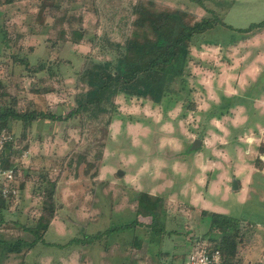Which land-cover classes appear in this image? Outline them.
<instances>
[{
    "label": "rangeland",
    "instance_id": "374dc122",
    "mask_svg": "<svg viewBox=\"0 0 264 264\" xmlns=\"http://www.w3.org/2000/svg\"><path fill=\"white\" fill-rule=\"evenodd\" d=\"M4 1L0 0V110L6 105L57 118L38 117L25 137L21 121L10 124L20 182L27 181L30 196L37 199L31 204L33 198L21 191L19 200L0 214V242L33 239L22 229L36 226L45 195L54 189L57 203L86 215L82 226L73 228L75 235L88 239L108 228L98 244L126 247L142 236V226L114 229L138 221L142 193L160 199L154 217L148 216L149 231L156 228L154 236L162 240L165 228L179 230L167 245L183 241L197 222L192 229L195 242L205 237V242L216 243L222 232L210 230L214 211L198 210L190 203L204 205L202 194L210 189L213 203L229 205L234 201L236 162L259 167L257 159L264 153V28L244 33L218 25L194 36L187 84L170 83L161 103L119 94L102 105L88 104L74 117L70 112L89 90L84 70L95 61L116 62L122 57L138 0ZM154 1L197 18L213 10L235 29L264 20V0ZM79 32L83 37L76 43ZM253 137L259 146L240 145ZM197 139L201 142L194 148ZM25 149L32 151L27 158ZM248 158L254 162L249 164ZM115 206L124 207L117 208L120 214ZM97 217L101 219L90 222ZM45 238L63 241L52 231ZM38 249L50 250L47 243H39ZM0 251L7 255L5 249ZM237 260L234 264H242ZM11 262L22 264L19 256Z\"/></svg>",
    "mask_w": 264,
    "mask_h": 264
},
{
    "label": "trees",
    "instance_id": "16d2710c",
    "mask_svg": "<svg viewBox=\"0 0 264 264\" xmlns=\"http://www.w3.org/2000/svg\"><path fill=\"white\" fill-rule=\"evenodd\" d=\"M15 0H5L3 3L11 4ZM210 16L197 18L195 14L181 9L161 8L154 0H138L133 7L135 18L132 22V31L124 46V53L116 62L109 60L95 61L83 72L88 81L89 90L84 98L77 100V107L70 112L76 116L82 114L88 104L102 105L105 99L125 94L130 97L147 99L154 103H161L167 95L169 84L177 81H185L186 63L190 58L189 43L196 35L222 25L237 30L238 32H252L263 29L264 20L252 23L247 28L235 29L226 24L213 10ZM78 43L83 37L77 33ZM26 63H28L25 60ZM44 67L39 66V70ZM38 70V69H37ZM183 86L182 89H185ZM191 103L189 104V106ZM193 110L196 105H191ZM38 117L42 119H55L54 114L36 111L17 110L12 106H2L0 110V129H6L11 133V122L21 121L24 127V135ZM14 138L7 141L6 150L3 153L4 167L15 165ZM257 165L261 168L262 161L257 159ZM18 170V167H16ZM22 189V187L20 186ZM158 197L148 193H142L139 197V213H152L158 207ZM11 204L5 199H0V214L4 213ZM58 205L56 203L55 190L45 195L40 217L35 227L23 228L33 234L31 241L17 239L14 242H0V249L7 253H23L34 247L39 242H44V236L52 220L56 216ZM127 224L126 226H129ZM211 231L220 230L222 235L212 246H219L227 264L238 261L239 228L237 220L230 216L217 212L211 214ZM89 237V236H88ZM97 235L91 236L95 239ZM240 261V260H239Z\"/></svg>",
    "mask_w": 264,
    "mask_h": 264
},
{
    "label": "crops",
    "instance_id": "0c3cea01",
    "mask_svg": "<svg viewBox=\"0 0 264 264\" xmlns=\"http://www.w3.org/2000/svg\"><path fill=\"white\" fill-rule=\"evenodd\" d=\"M246 143H241L240 145L243 147H255L259 145H255L253 137V141H245ZM264 142V140H263ZM258 144V143H256ZM31 150L33 146L30 147ZM27 150L28 153L32 154V151ZM255 150V149H254ZM14 158V155H13ZM260 158L262 161V167L259 168L255 165L253 167L244 166V161H237V169L235 172L236 180L238 181V189L232 190L234 201L227 205L213 203L211 200L212 191L208 189L205 194H202V201L204 205L199 206V203L193 202L190 205L195 208L202 207L205 210H211L217 213L230 215L234 217L238 222L239 228V246H238V258L241 259L240 262L242 264H264V153L260 154ZM249 159V158H248ZM252 158L249 159V164ZM24 162V161H23ZM239 162V164H238ZM17 165L16 162H14ZM233 173V172H232ZM28 182H20V186L22 187L21 191L25 196V193L30 196L27 188ZM23 196V197H24ZM35 197V196H34ZM30 196V199L33 198L32 203H34V199H37ZM25 198V197H24ZM57 203V202H56ZM58 209L56 212L55 218L52 220L48 230L45 233L44 242L39 243H47L49 245L50 250L44 251L38 249L37 243L34 247L30 248L26 252L23 253H7L6 256L0 255V264H13L11 261L16 259L18 260V256L21 258L22 264H168V263H178L181 262L187 254L191 251V249L196 244L195 233L193 232L194 226L187 230V235L185 234V239L180 243H177L176 246H169L166 243L171 238V234L177 233L179 230L177 229H164L162 240L160 236H154L156 228H153L149 231L148 224V216H153L152 213H140L138 217V221L129 226L124 224L123 228L119 226L114 227L116 230H125L126 228L133 227L134 225L142 226L144 228L143 234L141 237H134L131 244H125L126 247H122L119 243H116L112 246L104 245L101 242L98 244V239H101V235L105 234L106 231L108 233V228L105 230H100L96 233L89 234L87 237H80L75 235L76 232L73 231L77 227L82 226L84 218L83 212L78 209H71L69 206L63 205L61 202L57 203ZM116 211L120 214V210L124 207L115 206ZM95 207H92V212ZM117 208H121L120 210ZM20 209V208H19ZM70 209V210H69ZM70 216H68L69 211ZM199 210V209H198ZM20 211V210H19ZM114 212V211H113ZM172 214L178 213L176 210L170 211ZM169 212V213H170ZM90 214V211L88 212ZM173 214V215H174ZM64 215V216H63ZM36 217V216H35ZM63 217L66 219L63 220ZM154 217V216H153ZM37 220L39 217H36ZM91 219L90 222H97L101 218ZM207 217L203 218V221L206 220ZM210 218V217H209ZM35 220V222L37 221ZM162 220V219H161ZM186 222L192 224L186 219ZM129 224V223H125ZM211 222L209 221V226ZM181 228L183 229L182 225ZM22 229V228H21ZM110 229V228H109ZM188 229V228H187ZM72 230V231H71ZM23 232L29 231L22 229ZM53 232L56 238H63V241H46V236L50 232ZM73 232V233H72ZM71 235V238L68 240L66 234ZM31 234V233H30ZM97 235L95 239L91 238V236ZM168 236V240L165 241V238ZM103 238V237H102ZM202 240H205V237H201ZM32 240V239H31ZM28 240V241H31ZM171 243V242H170ZM101 246L102 249L99 248ZM98 246V247H97ZM95 248V249H94ZM56 249L57 252L53 251ZM70 249V251H68ZM2 250V249H1ZM39 250V251H37ZM1 252V251H0ZM18 255V256H17ZM95 255H99L97 261H94L93 258ZM32 256L33 260L31 262L27 261V258ZM23 258V259H22ZM19 264V262H16Z\"/></svg>",
    "mask_w": 264,
    "mask_h": 264
},
{
    "label": "built area",
    "instance_id": "2783aa9c",
    "mask_svg": "<svg viewBox=\"0 0 264 264\" xmlns=\"http://www.w3.org/2000/svg\"><path fill=\"white\" fill-rule=\"evenodd\" d=\"M11 139L13 137L6 129H0V199H5L12 205L20 198L19 183L22 175L19 169L16 170L17 165L4 167L3 153L6 150L7 141ZM25 154L27 155L26 152ZM14 162H17L16 158ZM168 264H227V261L219 246H212L202 240L194 245L181 262Z\"/></svg>",
    "mask_w": 264,
    "mask_h": 264
},
{
    "label": "water",
    "instance_id": "95a60500",
    "mask_svg": "<svg viewBox=\"0 0 264 264\" xmlns=\"http://www.w3.org/2000/svg\"><path fill=\"white\" fill-rule=\"evenodd\" d=\"M200 142H201V140H199V139L195 140L193 143V147L195 148L197 145H199ZM119 174H121V171L119 172ZM238 187H239L238 181L236 179H234L232 182V189L236 190V189H238Z\"/></svg>",
    "mask_w": 264,
    "mask_h": 264
}]
</instances>
